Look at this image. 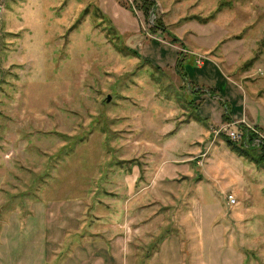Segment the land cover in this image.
Returning a JSON list of instances; mask_svg holds the SVG:
<instances>
[{
	"label": "rangeland",
	"instance_id": "1",
	"mask_svg": "<svg viewBox=\"0 0 264 264\" xmlns=\"http://www.w3.org/2000/svg\"><path fill=\"white\" fill-rule=\"evenodd\" d=\"M113 1L138 33L122 34L95 0H0V264H135L130 251L74 246L82 231L89 241L118 230L92 219L107 215L103 206L144 205L146 195L132 194L146 182L153 201L164 200L169 228L183 229L170 228L178 252L152 264H264V165L247 162L233 175L228 157L211 151L237 123L203 110L204 124L187 125L198 97L208 98L193 89L216 85L210 76L191 83L200 59L238 92L263 89L264 0H151L146 17L138 0H130L134 10ZM107 26L137 57L112 48ZM208 162L220 166L207 177L214 183L184 179L208 174ZM185 165L172 180L165 172ZM82 205L91 207L89 228ZM119 231L128 238V228Z\"/></svg>",
	"mask_w": 264,
	"mask_h": 264
},
{
	"label": "crops",
	"instance_id": "2",
	"mask_svg": "<svg viewBox=\"0 0 264 264\" xmlns=\"http://www.w3.org/2000/svg\"><path fill=\"white\" fill-rule=\"evenodd\" d=\"M96 1V6L97 8L101 11V13L104 14H109L114 17H116V24H117V30H119L122 34L123 33H131L130 31L135 29L134 32H139L137 28V24L135 21V24L133 26L132 23H128L127 20L124 19H129L130 13L120 6L117 5V3L113 0H95ZM116 27V25H115ZM120 33V34H121ZM196 57H191L190 62L194 64V60ZM203 60L200 59L199 64L195 65L197 66V71L194 72V77L191 78L192 84H195L197 86L198 83H196V77H203V76H210L212 79H215L216 85L209 89L208 91H204V89L200 88H194L193 86V92L194 96L197 95L199 92H205L208 95V99L206 96H199L198 99L200 100V104L198 103L195 105L196 112L197 114L196 117L191 119L189 124H187L189 127L194 126L197 127L198 125L202 124L203 121L202 119V113L203 110L210 113L215 120L221 118V122H226L222 121L224 118H228L229 124H243L247 127H250L252 129L258 130L264 134V87L260 91L253 90V91H242L238 92L237 90H234V85L230 83L226 78H224L222 72L215 71L213 67L210 64H205ZM231 61V60H230ZM261 62V60H260ZM227 66H232V62H230V65L226 64L225 67ZM263 67V66H262ZM261 67V69H262ZM213 69V70H212ZM211 70V71H210ZM249 70L247 72H244V74L249 73ZM261 71V70H259ZM263 71V70H262ZM182 72V70H181ZM211 72V73H210ZM183 73V72H182ZM264 73V72H263ZM184 76V75H183ZM243 78V76H241ZM183 80L187 84L190 81L186 80V77L184 76ZM188 81V82H187ZM262 82L264 83V76L262 77ZM264 85V84H263ZM255 88V87H253ZM192 95V97H194ZM211 106L210 111L207 110V106ZM206 116V114H205ZM209 116L205 117L208 118ZM204 124V123H203ZM205 124H207L205 122ZM188 127V128H189ZM196 129V128H195ZM196 133V132H195ZM223 142V141H222ZM216 150L211 148V151L216 154H220L222 156L228 157L229 161L233 163V166H226L227 167V173L229 172L230 174H241L242 169L244 166L250 165L251 164H246L243 160L236 158L233 154H231L225 145L222 143V146H213ZM199 153V152H198ZM194 153L189 154V156L193 155ZM187 155V154H186ZM213 166L212 169H209L208 174H203L202 168L201 171H198L194 174V177H189L188 179L184 176V179L187 181H197L199 185H201V181L204 180L206 182H213L212 179H208L207 177H212L214 172H219L220 173V166L216 165L212 162H208V164L204 167V169L208 168L207 166ZM217 168V171L215 170ZM178 168L176 167H169L165 168V172L169 174H173V176L170 178L171 180L174 178H177L178 176H182L183 174L187 173L189 171V168L187 165L182 166L180 170H177ZM133 174V173H132ZM131 174V175H132ZM202 175V176H201ZM133 180L131 181L130 188L135 186L136 178L133 175ZM169 179V178H168ZM182 179V178H179ZM177 179V180H179ZM216 181V178H213ZM229 179L228 176H225L224 180ZM177 182V181H176ZM179 183V182H178ZM214 183V182H213ZM152 184H149V182L146 183H141V190H144L145 192H141V190L138 188L133 194L132 197H138L140 194L146 195L145 197V203L144 205H138L134 204V202H130L132 207L129 209L123 208V211H119L118 208L112 206H103V209L107 212V215L105 217H96L95 219H92V221H97L99 224L97 227H102L105 228L106 226L113 227L114 231H103L102 233L100 232H94L95 234L91 235L88 234L87 237L94 239V241H87L85 232H81L80 236V245L78 247L74 246V251H93V252H98V254L102 251V254L104 253H119L121 254L122 252H129L131 253V262H140L141 260L143 261V264H152L154 260L157 258L155 257L156 255L158 256L159 253L162 252H173L176 253L178 252V244H179V237L178 235H174L171 233V231H174L173 229L176 228L175 230H180L183 232V229H180L179 226H170V228H173L170 230L169 228V219L171 215L165 214L164 209L160 206H158L161 201V205H164V200L162 198H159L157 201H153V197L151 193H153V187L151 186ZM147 196H149L150 201H148ZM167 196V195H165ZM130 201V198H129ZM128 201H125L124 204L127 205ZM167 199L166 203L167 204ZM128 206V205H127ZM83 207L84 210H86L85 214V220H83V225L84 228L90 227L92 225L88 224V222L91 219V207L88 205H82L81 208ZM158 207V210L156 209ZM169 207H166L168 209ZM100 212V211H98ZM122 212V214H121ZM124 217V219H123ZM127 217V219H125ZM175 217V216H174ZM184 219V218H183ZM76 221H79L75 219ZM129 221V222H128ZM164 222L166 223V227L160 229V233L157 235H154L155 228L159 229L160 227H163ZM134 223V224H133ZM104 226V227H103ZM122 226L128 228L129 234L128 238L126 235L122 233ZM140 228H148L149 232H143V230L138 231ZM134 231H136V235H134ZM138 232H140V235L148 236L150 235V242H148L146 245L140 242V240L137 238L139 236ZM200 233V231H199ZM198 233V234H199ZM193 233V230L191 232ZM132 235V237H131ZM82 238V239H81ZM124 239V243L122 242ZM103 240V242L101 241ZM123 243V244H122ZM139 243L140 245L137 246ZM86 244H92L93 245V250H85L84 245ZM106 244V245H105ZM170 244V246H169ZM124 245V246H123ZM106 246L107 251L105 250L104 252V247ZM127 247H129V250H127ZM176 248V249H175ZM163 249H165L163 251ZM149 255L147 256V253ZM140 254V255H137ZM154 259L152 260V258ZM149 258V259H148ZM98 264L99 261L97 262Z\"/></svg>",
	"mask_w": 264,
	"mask_h": 264
},
{
	"label": "trees",
	"instance_id": "3",
	"mask_svg": "<svg viewBox=\"0 0 264 264\" xmlns=\"http://www.w3.org/2000/svg\"><path fill=\"white\" fill-rule=\"evenodd\" d=\"M138 3H139V9L142 11L144 17H146L148 7L154 5L153 1H151V0H138ZM86 14H87L86 10H84V12L81 13L82 16L86 15ZM99 15L101 16V14H99ZM101 18L104 19V17H101ZM190 18L199 20L196 17H190ZM200 21H202V20H200ZM106 35L109 38V42H110L112 48L116 52L123 53L124 55H130V56L137 57L134 52H132L130 49H128L126 46H124L121 43L120 35L116 31H114V29H112L110 26H107V34ZM183 75L184 74L182 73V76ZM191 103H194V102L192 101ZM222 121L228 122L229 120H228V118H224V120H222ZM237 128L241 131V135L243 137V140H242L243 142L231 141L226 135L220 136L221 140L223 141L227 150L231 154H233L236 158H239L246 163L248 162V163H252L254 165H264V144L260 145L258 148L250 147L249 143H250L251 139L253 138V135L243 125L238 124ZM79 141H81L80 138H79Z\"/></svg>",
	"mask_w": 264,
	"mask_h": 264
},
{
	"label": "built area",
	"instance_id": "4",
	"mask_svg": "<svg viewBox=\"0 0 264 264\" xmlns=\"http://www.w3.org/2000/svg\"><path fill=\"white\" fill-rule=\"evenodd\" d=\"M125 4L128 6L129 9L134 10L133 2L130 0H123ZM134 12V11H133ZM135 14V12H134ZM136 15V14H135ZM199 64V61H198ZM250 133L253 135V138L251 139L249 146L252 148H258L260 145L264 144V134L258 130L248 128ZM226 136L231 140V141H239L243 142V137L241 135V131L237 128L233 133L229 134L227 133Z\"/></svg>",
	"mask_w": 264,
	"mask_h": 264
},
{
	"label": "water",
	"instance_id": "5",
	"mask_svg": "<svg viewBox=\"0 0 264 264\" xmlns=\"http://www.w3.org/2000/svg\"><path fill=\"white\" fill-rule=\"evenodd\" d=\"M108 100H109V97L107 96L106 99H105V101L108 102Z\"/></svg>",
	"mask_w": 264,
	"mask_h": 264
}]
</instances>
